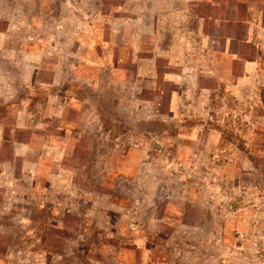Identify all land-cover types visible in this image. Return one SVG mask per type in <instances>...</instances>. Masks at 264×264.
<instances>
[{
	"label": "rangeland",
	"instance_id": "obj_1",
	"mask_svg": "<svg viewBox=\"0 0 264 264\" xmlns=\"http://www.w3.org/2000/svg\"><path fill=\"white\" fill-rule=\"evenodd\" d=\"M0 264H264V0H0Z\"/></svg>",
	"mask_w": 264,
	"mask_h": 264
}]
</instances>
